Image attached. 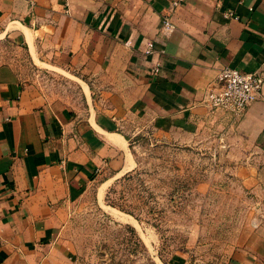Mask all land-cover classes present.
Here are the masks:
<instances>
[{"label":"crops","instance_id":"0c3cea01","mask_svg":"<svg viewBox=\"0 0 264 264\" xmlns=\"http://www.w3.org/2000/svg\"><path fill=\"white\" fill-rule=\"evenodd\" d=\"M170 1L0 0V46L82 98L48 93L0 51V264H51L68 205L134 170L124 134L146 127L218 138L240 188L264 186V85L239 119L205 104L221 68L264 73V0H182L164 37Z\"/></svg>","mask_w":264,"mask_h":264},{"label":"rangeland","instance_id":"374dc122","mask_svg":"<svg viewBox=\"0 0 264 264\" xmlns=\"http://www.w3.org/2000/svg\"><path fill=\"white\" fill-rule=\"evenodd\" d=\"M0 48L48 93L82 105L76 81L36 68L24 49ZM124 136L136 168L68 205L51 264H264V186L240 188L218 162V138L148 127Z\"/></svg>","mask_w":264,"mask_h":264},{"label":"built area","instance_id":"2783aa9c","mask_svg":"<svg viewBox=\"0 0 264 264\" xmlns=\"http://www.w3.org/2000/svg\"><path fill=\"white\" fill-rule=\"evenodd\" d=\"M182 0H171L161 14L159 33L168 36L175 26L172 16L181 5ZM147 50L146 53H151ZM153 74L159 72V65L152 69ZM217 90H209L205 95V104L212 110L222 111L234 119H239L251 103L261 97L264 85V73L256 71L246 73L231 68H221L216 78Z\"/></svg>","mask_w":264,"mask_h":264},{"label":"bare ground","instance_id":"6f19581e","mask_svg":"<svg viewBox=\"0 0 264 264\" xmlns=\"http://www.w3.org/2000/svg\"><path fill=\"white\" fill-rule=\"evenodd\" d=\"M106 185H107V184H105L104 186H106ZM100 190H101V189H100ZM100 190H99V191H100ZM101 191H102V190H101ZM101 191H100V192H101ZM100 194H101V193H99V195H100ZM125 218H126V217H125Z\"/></svg>","mask_w":264,"mask_h":264},{"label":"trees","instance_id":"16d2710c","mask_svg":"<svg viewBox=\"0 0 264 264\" xmlns=\"http://www.w3.org/2000/svg\"><path fill=\"white\" fill-rule=\"evenodd\" d=\"M127 175H128V174H127ZM124 176H126V174H125Z\"/></svg>","mask_w":264,"mask_h":264}]
</instances>
